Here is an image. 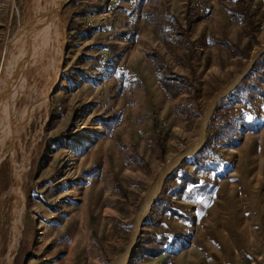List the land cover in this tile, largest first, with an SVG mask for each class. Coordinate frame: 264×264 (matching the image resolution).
Here are the masks:
<instances>
[{"label": "rangeland", "instance_id": "374dc122", "mask_svg": "<svg viewBox=\"0 0 264 264\" xmlns=\"http://www.w3.org/2000/svg\"><path fill=\"white\" fill-rule=\"evenodd\" d=\"M53 2L0 0V263L264 264V0H67L26 38Z\"/></svg>", "mask_w": 264, "mask_h": 264}, {"label": "bare ground", "instance_id": "6f19581e", "mask_svg": "<svg viewBox=\"0 0 264 264\" xmlns=\"http://www.w3.org/2000/svg\"><path fill=\"white\" fill-rule=\"evenodd\" d=\"M67 0H55V2H53L54 4L52 5V7H51V5H50V7L51 8H48V9H50V10H46L45 12H43V11H41V12H37L36 14H34V16L36 15V19H38V18H41V20H36V22L34 21L33 22V24H29L28 26H27V29H25V36H26V38H28V35H31L35 30H41V29H43V31H44V33L46 32V33H49L48 31H50L51 33H54V32H58V27L60 26V25H62L61 24V22H60V19H59V16H58V10L60 9V7H61V5L64 3V2H66ZM37 7V6H36ZM38 11V10H37ZM40 16V17H39ZM38 25H40V27L38 26ZM61 27V26H60ZM53 28H56L55 30H52ZM29 29H30V33H29ZM63 31V30H62ZM40 32V31H39ZM41 33V32H40ZM33 37V36H32ZM24 38V37H23ZM32 39V38H31ZM29 40V39H28ZM30 41V40H29ZM30 43V42H29ZM29 43H27L26 41H25V45L24 46H26V45H28ZM22 48V47H21ZM47 48V47H46ZM31 49V48H30ZM29 50V49H28ZM27 52V51H26ZM25 55V54H24ZM24 57V56H23ZM6 60V59H5ZM24 60V59H23ZM17 62V61H16ZM23 63H24V61H23ZM7 65V64H6ZM6 65H4V69H5V67H6ZM4 69H3V71H4ZM3 71H2V69H1V79H4V75H3ZM16 75V74H15ZM19 76V75H18ZM54 76V75H53ZM20 78V77H19ZM55 78V77H54ZM7 79V78H6ZM12 79V78H11ZM16 82V81H15ZM53 83H54V79H52L51 81H50V83H49V86H48V90H46V92L44 93V98H46V96H47V93H48V91H49V89H50V87L53 85ZM8 82H6V85L4 86V93H5V91H7V89H8ZM6 99H7V97H6ZM43 100V99H42ZM11 103V102H10ZM7 105V104H6ZM10 105V104H9ZM4 109H7V108H4ZM208 113V112H207ZM207 113H206V116H207ZM2 126H4V125H2ZM2 126L0 127V134H2L3 132H2ZM202 132V131H201ZM0 136H2V135H0ZM202 137V136H201ZM200 141H201V139H200ZM2 144H0V146H1ZM200 146H201V143L199 142L198 144H196L193 148H191L190 149V152H196V151H198V149L200 148ZM2 146L0 147V160H1V158L3 157V153H2ZM181 158V156L180 157H177V158H173V159H170L169 160V162L167 163V165L163 168V170L161 171V173H159L160 174V176H159V178L157 179V183H156V186H154L155 187V189L154 190H151V191H153V192H148V193H150L148 196H147V198L145 197V201L143 202V205H142V207L140 208V211H139V216H138V221H137V223L136 224H138L139 222H140V220L142 219V217H143V215L146 213V211H147V209H148V207L150 206V204L152 203V201H153V198H154V196H155V194L157 193V191H158V189H159V186H160V183H161V179L163 178V176L177 163V161L179 160ZM15 179V178H14ZM15 186V185H14ZM12 192H15V193H18L19 191H18V187L16 186V187H13L12 189ZM19 195V194H18ZM20 196V195H19ZM17 236H18V234H16L15 235V237H13L14 239H13V241H12V244H10V248L9 249H11L12 247H14L15 246V243H16V239H17ZM5 263L4 264H11V260H12V252H10L9 250H8V252L6 253V255H5ZM2 261V260H1ZM126 261L127 260H125V257H123V258H119L117 261H116V263L115 264H125L126 263ZM4 261H2V263H3ZM1 264V263H0Z\"/></svg>", "mask_w": 264, "mask_h": 264}, {"label": "water", "instance_id": "95a60500", "mask_svg": "<svg viewBox=\"0 0 264 264\" xmlns=\"http://www.w3.org/2000/svg\"><path fill=\"white\" fill-rule=\"evenodd\" d=\"M3 94H4V89H3V82L1 79V67H0V98H2Z\"/></svg>", "mask_w": 264, "mask_h": 264}]
</instances>
